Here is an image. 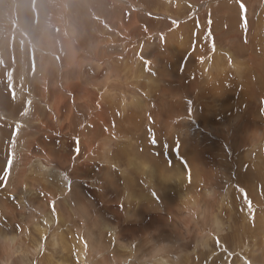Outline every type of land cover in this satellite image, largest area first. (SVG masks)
<instances>
[{
  "label": "rangeland",
  "instance_id": "1",
  "mask_svg": "<svg viewBox=\"0 0 264 264\" xmlns=\"http://www.w3.org/2000/svg\"><path fill=\"white\" fill-rule=\"evenodd\" d=\"M159 1L158 0H128L127 2L125 0H36V6H40L41 7L40 9L42 11L41 15L38 18L39 20H42L43 19L42 17L47 15L48 10L50 8L54 9L55 13L58 16H60L62 6H71V11L68 9L66 14L71 15L73 17L72 21L76 24H79L81 28L84 29V31H81V34H82V39L85 41L86 45L83 46L81 50H78L77 52L79 55H82L88 58V63H86L87 61L85 60L81 61V63L83 62L81 67L84 66L86 75L92 81V82L86 81V83L87 82L88 83H87V86L85 87L89 89L92 88V90H94L96 87H101L102 89H104V91L106 90L110 92V94L107 95V99L110 102L109 105L105 104L102 101L103 107L108 112H110L109 114L113 112L112 110L116 112L118 108H121L122 102L125 101L126 103H129L131 101L130 95L132 92L135 93L134 91H136V88L139 89V91L138 90L136 91V94L138 92L143 97L141 92H143L144 86L147 83V82L145 83V81L149 80L147 79L144 81L140 75H136V73L134 74L132 72L130 74L129 72H127L130 75V80L127 82V85L123 87L125 89H129L128 91L129 93L128 92L123 93L118 88V82L123 79L122 78L123 73L122 74L117 73L114 76L116 77V79H111L109 82L111 84H108L109 85V86L107 85L108 87L106 86L104 88L103 86H101V85H104L105 80L109 76L108 71L110 70L112 66L109 64V61L119 62L121 60L119 58L121 57V54L119 55L121 51V47H119L118 45L117 46L111 45V48H109L110 50L108 52V55L111 56V59H109L110 58L109 57L105 60L106 62H101L100 58L93 54L92 46L96 44L95 42L97 40L106 41L110 39V37L115 38L116 33H117L116 30L118 26L120 25V23L121 22L126 23V21L123 18L128 19L129 17L136 16L139 18V20H142L140 21V24H143L144 20H150V21L156 22L155 29H150L151 30L150 36H145V38L142 37L143 39L142 43L145 44V42L147 41L146 45L145 46H143V44L141 46H138V44L134 45L136 52H134L131 56L135 64L138 61L136 59V56H139V57L142 56V58H138L140 60L139 62L141 63L143 62L142 59L144 56H146L147 58V57H151L153 53L159 54L158 50L164 53L165 58L170 57L172 55L177 56V54L178 55L185 54L186 60L190 58L192 59L193 56H196L198 52L197 51L194 54L196 48H200V49H203L205 47L209 48V46L211 47V45H209L210 43L212 44H215V43L216 44H220V43L229 44L230 43L224 49L223 52L221 50L219 51L220 52L219 55L221 57H225L224 54H226L227 52H230L231 54H233V57H236V56L242 57V55L246 52V49L250 48V46L248 45H252V42L255 39V37H259L264 42V28L263 30L258 31L259 26L258 27L256 26L257 20H261L262 16L264 17V10H263L264 6H262L261 4H258L259 0H189V1L185 0L186 2L184 0L183 1L179 0V4L177 2L178 0H169L170 2H172V7L174 8H171L170 12H167V13H165V11L157 13L159 10V6L163 5L162 0H159ZM18 3H19V0H0V7L5 6L4 11L0 9V19H1L0 26L3 27L2 29L0 28V58H1L0 60H3L5 62V61H8L9 59H13L12 56L10 55L9 47L12 42V40L10 39L11 38L13 40L18 39L19 42H21L20 45L22 44L21 50L24 51L23 54H21L24 57V63L30 58L31 59L30 64H32L31 67H33L32 71L33 70L34 71L31 72L28 76L25 66H22V67L18 66L17 61L15 64L10 62L8 64V66L10 67L7 69V74L5 75V78H4V85L6 87V90L7 92H9L10 95H13L12 101H13L14 106L18 108V112L16 115H14L11 111L2 110V109L0 110V129L7 130L8 132L4 134L0 133V150L1 148L4 150L3 151V162L0 166V171L2 172L1 185H0V197L1 198L3 196L8 197L10 200L9 204L13 205L17 209L14 210L13 212L8 213L7 210H4L1 208L4 205V202L0 199V204L3 203V205L1 204L2 206L0 205L1 236L3 239V236L6 233L5 236L6 237L8 236L7 237L8 240L6 239L7 245L9 243V245H11L12 247H15L13 251H16V253H12L13 251L8 246H5L3 243H0V264H7V263L26 264V262L27 264L29 262L31 264H40V261L38 259L39 255L35 256V254H38L39 251L40 253L43 251L45 252L46 250H47L46 252L49 253V255H47L46 257V260L48 259L47 261H51L53 257L55 258L54 260H56L57 262L58 260H61L60 255L57 254L58 249L60 247L58 248V246H51V244L53 245L59 244L57 242H54V239L56 240L61 239V236H58L59 233L57 231L56 233H54V231H51L52 232L51 239L49 238L50 242H46L44 239L42 240V235H44L45 233L42 226L40 228H37V227L35 228L34 226V222H36L37 219L39 218L37 217L29 218L28 216L29 213L27 212V216H25L23 212V208L25 207L26 203L30 201L31 199L35 198L36 196L39 198L41 197L40 199H42L41 201H39V205H43L45 203L47 206L48 212H49L44 218V222H43L44 225L47 226L45 229V231L47 232L45 234L48 236L50 233L49 231L55 227V223L56 224L59 223L60 228H61V233L65 235H70L71 233H66L65 229L70 228L73 226V224H75L74 227H72L73 240L72 239L69 240L71 236H65L64 239L66 240V242L68 240L67 243L71 247V244L73 243L75 237L78 236L80 239L78 238L77 240H81L82 242H85L90 247L88 251H91L93 255H96L98 257L97 260H93V264H104L102 260L109 261L110 253L108 252V248L110 246L113 247L115 246V244L118 245L122 243L121 247L123 246L124 248H126L128 245L127 243L132 242V240H128L131 234L128 233L127 226L124 227V229L126 230H121V232L119 231L120 237L122 239L120 238L119 240L120 243L118 242L115 244L112 241L113 239L112 234H114V232L111 230L107 232V230L105 229V228L112 227V224H113L112 221H114L116 215H119V217L120 215H122L123 213L122 210H124V208L128 206L127 205L128 202L123 201L119 195V199H121L122 202L124 203V205L123 203H121L120 205L122 213L114 210L113 212H110L107 215V217L104 218V220L100 216L99 221L101 222V227H94V222L92 219L93 217H98L94 215V212L98 210L99 204H98V201L96 200V197L94 198V196L92 195L95 185L87 181V180L89 181H92V180L85 179V181L88 182L87 184H85L86 182L84 181L77 183L75 181H72L70 179V176H68L69 174L64 172L62 168H58L54 164L51 165V163L46 162L47 155H52V156L53 155H57V156L72 155L75 157H79L83 155L84 144L82 142L83 139L79 135L82 134V123H81L82 118L80 117L82 114H84V111H83L84 109H82L81 111L79 109L78 114H81V115H78L76 110L72 111L71 116L76 117L77 120L73 119L72 126H70L69 128H65L64 131H59L58 129V127L61 124V120H56L57 115L53 114V116H50L51 118L49 117L50 113H48L49 115H47L48 110H47V107L44 106L45 104L44 102L49 103V104L53 102L51 98L49 97H43V101H42L38 95V92H41V89L43 88L46 81L52 76L50 64L53 65V67L56 65L58 66V61L55 56H54L55 62L51 61V56L49 52L47 51L51 45H50V42L45 43L42 41L43 35L41 31L40 32L32 31V30L29 31L28 29H25L23 31L20 27L22 25L21 21L19 22L15 21V23H13L12 18L15 16L17 6H19ZM241 4H243L244 6L243 11L241 9ZM11 7L15 8L14 14L12 12ZM183 7L185 8V11L182 10ZM177 14H180L178 21L172 20V17H169V16H174ZM182 14H184L185 16L184 15L182 16ZM6 16L8 17L6 18ZM47 20L48 19H43L44 22ZM38 22L39 21H37V23ZM117 22L118 24H116ZM261 22H264V20L262 19L259 22L260 25H261ZM232 25L233 26L235 25L236 29L235 28L233 29V27H231ZM38 27H39L38 25H35L33 28L34 30H37ZM109 30L114 35H111V36L109 35L110 37L109 36L106 37V34L108 35ZM56 31H57V36H58L59 30L57 29ZM176 35H178L177 42H175L174 40ZM236 37H239V38H236ZM59 38H60L59 39L60 41L65 40L64 38H61V37ZM68 39L70 42L73 41L72 37ZM232 40L234 43L232 42ZM249 40H251V42ZM195 41L199 43L201 42V43L200 44L198 43L194 47H192ZM169 42H171L173 45L171 43L169 44ZM248 42L249 44H247ZM75 43H77V41ZM41 44L44 45L42 46V48L40 47ZM168 44L169 46H167ZM61 46H63V44ZM173 47H176L177 49ZM217 47L220 49L221 46L218 45ZM244 48H245V51H244ZM256 49L259 51V53L258 52L257 53L259 54L260 59H261V56L264 55V49L262 50V47L260 46L255 47V50ZM208 51H209L208 55L206 57H202V61L204 60L207 61L211 59V57L207 59L209 55H212L211 48H209ZM60 54L63 55L61 50H60ZM36 56L38 59H41L42 57L45 62H42L40 60L39 61L35 60ZM97 58L99 59L97 60ZM157 58H159V56H157ZM147 59L149 60V58ZM176 59L177 58H175L172 62V68L176 69L175 73L178 72L179 70L178 66H180L179 61ZM148 60H145V62H147ZM99 61L100 63H102V66H104L105 69L103 70L104 72L102 74L103 76L101 75V77L98 80L94 81L93 80L94 78L92 76H94L95 73L98 71L97 68L100 69L101 67V65L98 64ZM117 62H114L115 66L117 65L115 63ZM211 62L213 61H210V64ZM263 62H264V59H263ZM263 62L261 63L264 65ZM21 63H19V65ZM223 63L227 64L224 61L220 65H223ZM141 64L144 65V62ZM262 64L258 66V69H261L259 70V76L262 75L264 77L263 75L264 66H262ZM45 66L49 67L48 72L44 70ZM132 69L135 72L139 70L136 67ZM61 70H62V67H61ZM63 70L62 72H64ZM219 70H220L219 66H215V69L210 70L211 74L209 73V77H206V82H208L210 85L209 90L213 91L216 94L213 97L215 99H212L210 101H204L206 104L200 101L201 105L198 107V111L201 113L202 110L204 111L210 110V113L213 112V115H212L213 120L212 122H208L210 125L220 124V122H223L224 124H226L225 125L226 129L232 127L231 131H232L233 137H235V134L236 135L238 134L237 137L233 139L232 134L230 136L229 131L228 133L224 131L226 132V134H229L230 136V139H229L230 142H228L227 144L228 148H225V152H226V149H228L232 153V158L235 157L232 160H233V165L236 168V172H235L236 175L234 173H231L229 170L222 172V169L224 168L218 169L217 170L218 177L216 178L220 179V180L218 179L220 184L216 186L217 188L215 189L210 188L208 189V191H206V188L203 187V189H200L199 194L204 193L205 197L207 198H209L210 196L215 198V195H216L215 190L217 194L220 193L219 188H221V191L224 190V194H226L227 189L229 190V193H228L229 196L222 195L221 201L223 202V205L218 206L216 209V212L220 216H222L224 222L220 223V225H217L216 223H209L208 225L209 230H205L203 232V236L201 237V239L197 240V242L196 241L190 242L192 238H188L189 240H187V237L185 238L186 242H181V241L174 240V239L172 240L166 239L162 242V245L160 246L158 245V247H160L161 249L160 248L158 249L157 247L156 250L157 251L159 250L158 252L160 254L154 257H150L149 255L146 257H143L147 253H144L138 256L139 255L138 247H140L141 243H145L144 242L145 240H143L144 238L142 236H139L140 244L138 243L135 245V240H134L132 242L130 252L125 250V252L129 254L125 258L131 257L133 254L136 253V256L133 257L135 261L134 262L127 261V263H122V264H140L141 258L144 259L143 261H148V264H202L203 262H204L203 264H210V263L220 264V262L221 264H264V141L260 142V141H254L253 139H248L250 136H254L255 133H252L251 135L250 134L245 135L241 133L244 130L245 126L249 123V114H250L249 112L251 111H249L246 106L256 105L255 106L256 109H254L255 112H252L253 116H252L251 121H253V124L256 127V129L259 130L258 133H260L261 138L264 139V132H260L264 130V100H263L264 98H258V101L254 100L255 98L251 94L252 91L248 89L249 85L251 84V73L245 64H244V67H241L238 71L234 70V68H230L229 70H226V72H218ZM237 73H240V75H238ZM87 76L83 74V77H87ZM133 78L135 81H133ZM151 79L156 81L157 78L155 76H151ZM36 80H42V83L37 84L35 83ZM262 80L264 81V79ZM149 82L151 81L149 80ZM138 83H140V85H138ZM97 84H100V85H97ZM135 85L138 87H136ZM156 85L154 87H156ZM59 86L62 87L63 84H60ZM63 88L65 89V87ZM63 88L61 89V91L64 93L65 90ZM176 88L177 87L175 86L174 89L172 90H177ZM113 90L116 93H113L112 92ZM118 91H120V93ZM96 92H99V90H96ZM155 92L156 91L152 92L151 97L156 98L154 96ZM71 95L76 97L74 94H71ZM71 95L68 94L66 96L71 97ZM114 98L115 100L117 98L118 102L117 100L115 101ZM111 103H112V106H111ZM73 105L76 106L77 104L74 103ZM110 108H112V110H110ZM161 108L159 109V112L161 111ZM245 109H247L248 112L243 113ZM142 113L144 114V112ZM51 115H52V111H51ZM151 115H152L151 111L145 112V115L142 117V121L138 123L140 127L138 131H136L135 135L130 134L128 127H127V130H125L123 134H118L116 133L114 128L112 129V131H115L117 138L111 139V142H110L112 144L111 150L109 153L108 151L106 152L109 154V155L107 154L108 159L110 158L109 163L107 164L106 167H108L109 170L111 168V170L114 172V175L118 178H121V180L119 179L120 182H117L114 184V187L117 189L118 194H119V188L120 189L124 188L122 185V181H123L122 178L124 177V175L127 174L126 176L128 177L130 176V172H131L132 174L131 176L135 178V176L137 177V173L140 174L141 172L140 168L141 169L144 168L145 170H149L150 168L155 169V170L157 169V171H158V167L161 170L163 169L162 173H160V176H162V174L166 172L165 173L166 177L163 178L164 183H166L164 187L169 188L168 189L169 191L165 190V193H164V190L162 191L161 187H158L157 194L159 193L166 194L168 197L166 198V200H169V201L174 200L175 202L176 200H178V198L182 199L183 197H186V195H192L195 193V190L193 189L195 186L186 188L185 192H183L182 194L179 193V189L177 190L176 189L177 186H175L176 180L178 181L181 177L180 174L182 170L185 169V173L187 172L186 173L187 175L186 183H184L182 186L188 183H192L190 182L192 178L190 171H192L194 175H196V172H198L195 168L196 167L195 163L191 164L190 162L182 159V154H181V151H182L181 144L184 143V145L187 148L188 147L191 148L193 145H191L192 142L188 143L181 136L182 134L180 132H176V131L172 132V130L164 131V129L160 130L161 128L158 127L159 133H157L155 128H151L149 126L150 124L155 126V123L153 122L154 120ZM200 115H198V120H200L201 118ZM132 117L133 116H131L130 118ZM71 120L72 119H70V121ZM42 122L45 123L43 127L41 126ZM126 123L129 127L132 126V124H129L128 119ZM134 124L137 125V122ZM84 125L87 126V122ZM62 126H63V121H62ZM52 130H56L57 133H52L51 132ZM76 130L79 132L78 135H77ZM188 130L190 129L188 128ZM48 135H51V137L55 140V143L61 142L62 145L54 144L53 139L48 140ZM195 135L197 137L200 134H196L195 132ZM222 136H226V135H220V138ZM244 137H247V138H244ZM5 138L7 140L6 144H4ZM153 138L156 139L155 144L152 143ZM170 138H172V140H170ZM47 140L50 141L51 144H49L48 142H45ZM131 142L132 143L135 142V145L137 143L138 148L141 150V151L140 150L138 151L137 149L138 151L137 154L135 153L134 155L133 153V156L130 154L132 152L131 151L132 149H129L128 154L126 153L128 151L125 145L127 144V147L131 148L133 145ZM197 142L198 141H195V143ZM128 145L131 147H129ZM248 147L251 148V150H249ZM138 153L141 154L143 157L139 156ZM225 155H228V152H226ZM133 157L135 159H133ZM128 158H130V160H128ZM156 158L157 160H155ZM142 159H145L143 160L144 163L141 161ZM152 159H154L156 163ZM217 159H218L217 164L219 166L221 163H223L222 158L220 159L217 158ZM9 160H11L10 169H8ZM186 162H188V164H186ZM134 163L136 164L134 165ZM111 164L112 166H110ZM149 164L151 165V167H149ZM130 165H133V167H128ZM100 166L105 168L101 164ZM155 166H158V167H155ZM186 166H188L189 169ZM133 168H136V169H133ZM131 169L133 171H131ZM31 170H33V172H30ZM135 172L136 174L133 175V173ZM218 172H220L219 174L221 175H219ZM226 173H229V174H226ZM80 174H81L80 177L76 176L75 174L73 175L74 177L81 178V179L86 176H92V174H89V175L82 174V173ZM25 175L27 176L28 181L30 178L33 181L37 180V183L35 185L36 187H33V189H36L37 191L32 194L30 190L29 197L27 198L26 202L23 203L22 202L23 199L20 197V193H21L20 190H21L23 183L19 182L17 184L16 182H18L19 179H22L23 177H25ZM70 175H71V172H70ZM73 175H71V177H73ZM174 175L176 176L173 177ZM226 175L227 176L229 175L237 176L238 175V179L236 178L233 180L229 178L230 180H226ZM227 182L229 183L227 184ZM95 183L96 181H94V184ZM142 184H143L142 182H139L137 184V188L134 187V184L129 185V187L136 195L138 194L137 198H142V196L144 198L145 197L148 198L147 196H148V193L151 192V188L148 187L147 185L146 186L144 185L145 187H143ZM146 187L149 189V192H147L148 189ZM47 188L49 190L48 192H47ZM171 189L172 191H170ZM90 199L92 200L90 201ZM155 203L158 206V208L161 210L157 209V206L154 205ZM154 204L152 206L154 207L157 213L153 211L151 213L152 215L153 214L160 215L161 213V216H167L168 218L170 217L169 212L161 206L162 204H160L159 201H155ZM122 205H123V208H122ZM144 205L147 206V204H144ZM90 206L91 207L95 206V208L90 209ZM116 206H117L116 204H111L108 206V208H110L111 210L112 208H115ZM208 209L209 208L206 207L205 211L202 212L203 217L207 215V213L205 212H207ZM89 213H93V215L89 217ZM138 216L142 217L141 215H138ZM138 216L137 218H135L136 221L135 222L133 221L130 224H132L133 226H137L138 224L137 220H139L138 222L142 220L141 218H140L141 220L138 219ZM68 217L70 218L71 223H68L67 221L63 220V218L67 220ZM27 218L30 221H27ZM106 219H108V221ZM91 223H93V225H91ZM160 224L162 226L164 225L163 222L158 221V223H156L157 227H160L161 226ZM192 229L195 230V227L192 226ZM185 232H186V229H185ZM16 234H17V237L15 238ZM168 235L170 234L167 233V236ZM13 237L14 239H12ZM46 238L47 237H45V239ZM10 240H11V243H10ZM238 241L241 242L243 247L241 246V244H239L240 242ZM92 242H93V245H92ZM123 243L125 244L123 245ZM80 244L78 243V245ZM155 244L156 243L153 242L150 244H146L145 246L146 248L151 250V248H153ZM92 246H94L95 248H99V249L103 248L105 250H106L105 247L109 246L106 250L107 251L106 256H105L106 251L102 253L97 251L96 253V251L92 249ZM182 247H185L186 249L185 248L183 249ZM230 247H233V248H230ZM234 248L236 250H234ZM115 249L117 248L113 247L112 251L113 250L115 251ZM140 250H144V248L140 247ZM149 250H145V251L148 252ZM30 251H32L34 255L31 256ZM123 251L124 249L123 250L119 249L117 251L116 256L121 257L122 255H124ZM76 253H78V251ZM200 253H204L206 256H200ZM244 254H247V255H244ZM22 256H24L26 259L24 257L23 259ZM198 256H200L202 259ZM74 259L75 257L73 258V261ZM233 259L234 260L236 259L237 263L234 262ZM22 260H25V261H22ZM68 260L69 262L71 261L70 259ZM75 260H76L75 261L76 263L74 262L75 264H78V263L82 264L79 259L77 260L76 258ZM99 260H100V263L97 262ZM114 260L116 262H112L111 260L110 263L111 264L118 263L116 257ZM51 262H53V260ZM87 263L88 261L86 258L84 264H87Z\"/></svg>",
  "mask_w": 264,
  "mask_h": 264
},
{
  "label": "bare ground",
  "instance_id": "2",
  "mask_svg": "<svg viewBox=\"0 0 264 264\" xmlns=\"http://www.w3.org/2000/svg\"><path fill=\"white\" fill-rule=\"evenodd\" d=\"M125 1L128 2V0H125ZM162 2H163V5L159 6V10L157 13H160L162 11H165V13H167V12H170L171 8H174V7H172V2H170L169 0L168 1L162 0ZM177 2L179 4V0ZM18 4H19V6H17V8H16L17 10L15 13V16L12 18L13 23H15V21L16 22L21 21L22 25L20 27L23 31L25 29H28L29 31L32 30V31H37V32L41 31V33L43 35L42 41L45 43L50 42L51 46L48 48L47 51L49 52V54L51 56V61L55 62L54 56L57 58V61H58V66L56 65L53 67V65L50 64L52 76H51V78H49L46 81L43 88L41 89V92H38V95L42 101H43V97H49V98H51V100L53 102L50 104L44 102L45 103L44 106H46L47 110H48L47 115H49L48 113H50L49 117L53 116V114L57 115L56 120H61V124L58 127V129H59V131H64L65 128H69L70 126H72L73 119L77 120L76 117L71 116L72 111L76 110V112L78 114L79 109H80V111L82 109H84L83 110L84 114H82V115L78 114V115H81L80 118H82L81 119L82 134L79 136L83 139L82 140V142L84 144L83 155L79 156V157H75L72 155H60V156L47 155L46 156V162L51 163V165L54 164L58 168H62V170H64V172L69 174L68 176H70V179L72 181H75L77 183L84 181V182H86L85 184H87L88 182H91L93 185H95V188L93 190V194L92 193L91 194L94 196V198L96 197V200L98 201V204H99V208L97 211L94 212V215L98 216V217H93V219H92L94 222V227H101V222L99 221L100 216L104 220V218H106L107 215L110 212H113L114 210H116L117 212H121L120 205H121V203H123L122 200L125 202H128L127 205L129 207L127 206L128 208L127 207L124 208V210H122L123 213L121 212L122 215H120V217H119V215H116L114 221H112L114 225L112 224V227L105 228V229L107 230V232H109L110 230L114 232V234H112V233L111 234L113 235L112 241L115 244V243H118L120 238H121L120 237L121 230H126V229H124V227L127 226L128 227V233L131 234L130 237L128 238V240H132V242L135 240V245L140 242L139 236H142L144 238L143 240H145L144 241L145 243H141V244L139 243L140 247L144 248V250H140V247H138L139 248L138 249L139 250L138 256H140L144 253H147L143 257H146L148 255L150 257H154V256L160 254L158 252L159 250L157 251L156 248L158 247V245L159 246L162 245V242L164 240L174 239V240H178L181 242H186L185 238L187 237V240H189L188 238H192V240L190 242H193V241L197 242V240L201 239V237L203 236V232L205 230H209L208 229L209 223H216L217 225H220V223L224 222L222 216H220L216 212V209L218 206L223 205V202L221 201L222 195H225V196L228 195L229 196V194H228L229 190L227 189L226 194H224V190L221 191V188H219L220 193H218V194L216 193V190H215V194H216L215 198H213L212 196L207 198V197H205L204 193H201V194H199V193H200V189H203V187L206 188V191H208V189H210V188H213V189L217 188L216 186H218V184H220L219 183L220 179L216 178V177H218L217 176V170L218 169L224 168V169H222V172L229 170L231 173L235 174L236 168L233 165V160H232L235 157L232 158V153L228 149H226V152H228V155H225V153H226L225 148H228L227 144H228V142H230L229 139H230V136L232 134V131H231L232 127L226 129V126H225L226 124H224L223 122H220V124L210 125L208 122H212L213 112L210 113V110H205V111L202 110V112H201L202 114H201L198 111V107L201 105L200 101H202L204 104H206L204 101H210L212 99H215L213 97L216 94L213 91L209 90L210 85L208 82H206V77H209V73L211 74L210 70L215 69V66H219L220 70L218 72H226V70H229L230 68H234V70L238 71L241 67H244V64H245L251 73V84L249 85L248 89H250L252 91L251 94L254 96V98H255L254 100L258 101V98H264V81L262 80V79H264V77L262 75L259 76V70H261V69H258V66L262 64L261 62H263V59H264L263 56L264 55L261 56V59H260V56L258 54L259 51L257 49L255 50V47H257V46L262 47V50H263L264 49V42L259 37H255V39L252 42V45H248V46H250V48L246 49V52L242 55V57H239V56L233 57V54H231L230 52H227L226 54H224L225 57H221L219 55L220 54L219 51L221 50L223 52L224 49L230 43L229 44L228 43L216 44L214 41L215 44H212V43L209 44L208 43L209 45H211V47L209 46V48H211V50H212V55H209L207 57V59H209L211 57V59H209L207 61H205L204 59H203L204 61H202V57H206L209 53V51H208L209 48L205 47L203 49L196 48L195 52H194V54H195L198 51L196 56H193L192 59L190 58L188 60H186L185 54L184 55H182V54L178 55L177 54V56L172 55L170 57L165 58L164 53H162L160 50H158L159 54L153 53V55L151 57H147V58H149V60L143 54L144 57H143L142 61L144 62V65L141 64L143 62L140 63L139 62L140 60L138 59V58H142V56L141 57L136 56V59L138 61L135 64L133 59H132V56H131L134 52H136L134 45L135 44H138V46H141L142 44H143V46L146 45L147 41L145 42V44L142 43V41H143L142 37L145 38V36H150V32H151L150 29H155L156 22H153L150 20H144L143 21L144 23L140 24V21H142V20H139V18L136 16L129 17L128 19L123 18L126 21V23L121 22L119 26L117 25L118 28L116 30L117 33H116L115 38L110 37L111 35H114L110 32V30H111L110 29L108 32V35L106 34V37L110 35L109 36L110 39H108L106 41L105 40H97L95 42L96 44L92 46L93 47V54L95 56L99 57L101 62H106L105 60L109 57H110L109 59H111V56L108 55V52L110 50L109 48H111V45H115V46L118 45L119 47H121V51L119 53V55L121 54V57L118 56L121 59L120 60L121 62L119 60H118L119 62L114 61V62H117V63H115V64H117L115 66L113 61H109V64L112 65L110 70L108 71L109 76L105 80L104 85H101V86H103L105 88L108 84H111V83H109L111 79H116V77H114V76L117 73H121V74L123 73V77H122L123 79L118 82V88L123 93L128 92L129 89H125L123 87V86H126L127 82L130 80V75L127 72H129L130 74H131V72L134 74L136 73V75H140L144 81L149 79L151 82H149V80L145 81V83L146 82L147 83L144 86L143 92H141L143 97L138 92L136 94V91L137 90L139 91V89L136 88V91H134L135 93L132 92L130 95L131 101L129 103H126L125 101L124 102L121 101L122 102V103L120 102L121 108H118V110L116 112L114 110H112V108H110V110H112L113 112L111 114H109L110 112H108L103 107L102 101L105 104L109 105L110 102L107 99V95L110 94V92L106 91V90L104 91V89H102L101 87H96L94 90H92V88L89 89V88L85 87V86H87V83H88V82L86 83V81H90V82H92V81L86 75L84 66L81 67V65L83 63V62L81 63V61L85 60V61H87L86 63H88V58L85 56L79 55L77 52L78 50H81V48L83 46L86 45L85 41L82 39V34H81V31H84V29H82L79 24H76L72 21L73 17L71 15L66 14L68 9L71 11V6H62L60 16H58L55 13L54 9L50 8L48 10L47 15L42 17L43 19H48L47 21L44 22L43 19L42 20L38 19L39 16L41 15L42 11L40 9L41 8L40 6H36V0H19ZM258 4H261L262 6H264V0H259ZM0 9L4 11L5 6L0 7ZM11 9H12V12L14 14L15 8L11 7ZM64 10H65V12H64ZM182 10L185 11V8L183 7ZM263 10H264V7H263ZM168 14H170V13H168ZM183 15L184 14H182V16ZM179 16H180V14H177L174 16H169V17H172V20L178 21ZM7 17L8 16H6V18ZM261 18L264 20L263 16ZM261 20H257V22H256V24H257L256 26L257 27L259 26L258 31H261L264 28V22H261V25L259 24V22ZM37 21H39V22L37 23ZM116 24H118V22ZM170 24H171V22H170ZM35 25L39 26L37 30H34V28H33ZM234 26L232 25L231 27H233V29L234 28L236 29V26L235 27ZM0 28L2 29L3 27L0 26ZM21 29H19V30H21ZM57 29L59 30L58 36H57V31H56ZM59 37L64 38L65 40L60 41ZM70 37H72L73 43L69 41L68 38H70ZM177 38H178V35H176L174 38L175 42H177ZM236 38H239V37H236ZM10 40H12L10 47H9L10 48V55L12 56L13 59H9L8 61H5V62L3 60H0V110L2 109V110L11 111L14 115H16L18 112V108H16L13 104V101H12L13 95H10L9 92H7L6 87L4 85L5 75L7 74V69L10 67V66H8V64L10 62L15 64L17 61L18 66H21V67L25 66L28 76L34 70L32 71L33 67H31L32 64H30L31 63L30 58H29V60H27L24 63V57L21 55L24 52L23 50H21V47H22V44L20 45L21 42H19L18 39L13 40L11 38ZM76 41H77V43H75ZM209 41H211V40H209ZM223 41H225V40H223ZM249 41L251 42V40H249ZM61 42H62L63 46H61L62 45ZM139 42H141V43H139ZM232 42H233V40H232ZM170 43L171 42H169V44ZM198 43L199 42L195 41V43L193 44L192 47H194ZM169 44L167 46H169ZM247 44H249V42ZM218 45L221 46L220 49L217 47ZM42 46H44V45L41 44L40 47L42 48ZM64 46L66 47V49ZM192 47H190V48H192ZM167 48H169V47H167ZM173 48H176V47H173ZM119 49H118V51H119ZM161 49H162V47H161ZM228 49H229V47H228ZM60 50L63 53V55L60 54ZM244 51H245V48H244ZM115 53H116V51H115ZM261 54H263V53H261ZM157 56H159V58H157ZM231 57H233V58H231ZM99 58H97V60ZM175 58H177L176 60H178L180 63V66H178L179 70L176 73H175L176 69L172 68V62ZM238 59H240V60H238ZM35 60H38V61L40 60L42 62H45L42 57H41V59H38L36 56ZM145 60H148V61L145 62ZM21 61H22V63H21ZM100 61L98 62V64H100L101 67L99 66L100 69L97 68L98 71L95 73L94 76H92L94 79L90 76L94 81L98 80L101 77V75L104 73L103 70L105 69V67L102 66V63H100ZM210 61H213V62H211V64H210ZM224 61L227 64L223 63V65H220ZM19 63H21V64L19 65ZM262 66H264V65L262 64ZM61 67H62V70L65 69V70H63L64 72H62ZM134 67L138 68L139 70L135 72L132 69ZM45 68H44V70L46 72H48L49 67L45 66ZM83 74L87 77H83ZM237 74L240 75V73H237ZM151 76H155L157 78L156 81L152 80L153 78L151 79ZM133 81H135L134 78H133ZM35 83L41 84L42 80H36ZM60 84H63V86L62 87L59 86ZM154 84L155 85L157 84L156 87H154L155 86ZM97 85H100V84H97ZM136 85H137V83H136ZM138 85H140V83H138ZM175 86L177 87L176 88L177 90H172V89H174ZM63 87H65V89ZM136 87H138V86H136ZM62 88L65 90L64 93L61 91ZM110 88H111V86H110ZM89 90H91V91H89ZM96 90H99V92H96ZM111 90H112V88H111ZM151 90H152V92L156 91L155 95H154L156 98L151 97V95H152ZM120 91H118V92L120 93ZM112 92L116 93L114 90ZM68 94H70V95L74 94L76 97H74L73 95H71V97H67L66 95H68ZM148 96H150V97H148ZM119 99H120V97H119ZM114 100H115V98H114ZM116 100L118 102L117 98H116ZM74 103H76L77 105L74 106L73 105ZM111 106H112V103H111ZM255 106L254 105L246 106L247 109L249 111H251V112H249L250 113L249 114V123L245 126L244 130L241 133L245 134V135H248V134L251 135L252 133H255L254 136H250L248 139H253L254 141L262 142V141H264V139L261 138L260 133H258L259 130L256 129V127L253 124V121H251L252 116H253L252 112H255L254 109H256ZM160 108H161V111L159 112ZM163 108L164 109L166 108V109L164 110ZM247 109H245L243 113L248 112ZM51 111H52V115H51ZM126 111H128V112H126ZM149 111L152 112L151 116L154 120L153 122L155 123L156 127L154 125H151V124L149 126L151 128H155L157 133H159L158 127L161 128L160 130L164 129V131L165 130H172V132H174V131L180 132L182 134L181 136L188 143L192 142L191 145H193L191 148L190 147L187 148L184 145V143L181 144V148H182L181 154H182V159L190 162L191 164L195 163V165H196L195 168L198 172H196V175H194L192 173V171L189 170L191 177H192L190 182H192V183H188V184H185L184 186H182L184 183H186V178H187V175H186L187 172L185 173V169L182 167L184 170H182V172L180 174L181 175L180 179L178 181L176 180L175 186H177V188H176L177 190L179 189L180 194L185 192L186 188L195 186L193 188L195 190V193L192 195H186V197H183L182 199L177 197L178 200H176L175 202H174V200L173 201L166 200V198H168L166 194H163V193L157 194L158 187H161V190L162 191L164 190V193H165V190L169 191L168 190L169 188L164 187L166 185V183H164L163 178L166 177L165 176L166 172L164 174H162V176H160V173H162L163 169L161 170L158 166H155V167H158V171H157V169L155 170V169L150 168L149 170H145L144 168L143 169L140 168V171H141L140 174L137 173L138 178L136 176H135V178L133 176H131L132 175L131 172H130V176H128V177L126 176L127 174L124 175V177L122 178L123 179L122 185L124 188L123 189L119 188V194H118L117 189L114 187V184L117 182H120L121 178L116 177L114 175V172L111 170V168L109 170V168L106 167L107 164L109 163V159H110V158L108 159V155H109L108 153L110 152L111 147H112V144L110 143L111 139L117 138L115 131L118 134H123L124 131L127 130V127H128L130 134L135 135L136 131H138V129L140 127V125H138V123H140L142 121V117L145 115V112H149ZM142 112H144V114ZM198 115L201 116L200 120H198ZM131 116H133V117L130 118ZM70 119H72V120L70 121ZM127 119L129 120V124H132L131 127H129L127 125V123H126ZM62 121H63V126H62ZM86 122H87V126L84 125V124H86ZM136 122H137V125L134 124ZM44 125H45V123L42 122L41 126L43 127ZM79 125H78V127H79ZM113 128L115 129V131H112ZM188 128L190 130H188ZM78 131H77V135L79 133ZM224 131H226L227 133L229 131L230 136H229V134H226V132H224ZM51 132L57 133L56 130H52ZM195 132H196V134H200V135H198L196 137ZM260 132H264V130H262ZM0 133L4 134V133H8V132H7V130L0 129ZM130 134H128V135H130ZM220 135H226V136H222L224 138H222V137L220 138ZM237 135L235 134V137H237ZM235 137H233V134H232V138L234 139ZM244 138H247V137H244ZM51 139H53L51 137V135H48V140H51ZM48 140L45 142H48L49 144H51L50 141H48ZM170 140H172V138H170ZM195 141H198V142L195 143ZM123 142H125V141H123ZM6 143H7V140L5 138L4 144H6ZM53 143L58 144V145H62L61 142L55 143L54 139H53ZM132 144H133L132 147L128 145L131 148H128L127 144L125 146H126V149L128 151L126 153L128 154L129 149H132L131 150L132 152L130 154L133 156V153H134V155H135V153L137 154V152L140 149L138 148L137 143H136V145H135V142ZM249 144H250V142H249ZM243 145H245V144H243ZM238 146H240V145H238ZM181 148H180V150H181ZM137 149H138V151H137ZM248 149L251 150V148H249V147H248ZM245 150H247V149H245ZM3 151L4 150L1 148V150H0V166L3 162ZM107 151H108V153H106ZM143 152H141V153H143ZM146 153H147V151H146ZM169 154H171V153H169ZM111 155H110V157H111ZM138 155L142 156L139 153H138ZM162 155H164V154H162ZM118 156H120V155H118ZM127 156H125V157H127ZM246 156H248V155H246ZM125 157H124V159H125ZM39 158H41V157H39ZM217 158H219V159L222 158L223 163L220 162L221 164L219 166L217 164V160H218ZM41 159H43V158H41ZM133 159H135V158L133 157ZM128 160H130V158H128ZM143 160H145V159L141 160L144 163ZM152 160L154 161V159H152ZM155 160H157V158ZM226 160H227V162H226ZM148 161H150V160H148ZM131 162H132V160H131ZM188 162H186V164H188ZM127 163H128V161H127ZM136 163H134V165ZM100 164L102 166H104L105 168L101 167ZM110 166H112V164ZM128 167H133V165H130ZM143 167H144V165H143ZM149 167H151L150 164H149ZM186 167L189 169L188 166H186ZM147 168H148V166H147ZM133 169H136V168H133ZM131 171H133V170L131 169ZM176 171H178V170H176ZM30 172H33V170H31ZM70 172H71V175L75 174L76 176H79V177L81 176L80 173L86 174V175L92 174V176H86V177L81 179V178L74 177V175H73V177H71ZM167 172H168V170H167ZM49 173H51V172H49ZM219 173L220 172H218V174ZM1 174H2V172L0 171V185H1ZM135 174H136V172L133 173V175H135ZM226 174H229V173H226ZM219 175H221V174H219ZM175 176L176 175H174L173 177H175ZM229 178L233 179V180L236 178L238 179V175L237 176H233V175L227 176L226 175V180H230ZM85 179H91L92 181L87 180L88 181L87 182V181H85ZM94 181H96L95 184H94ZM19 182L23 183L21 190H20V192H21L20 197L23 199L22 202L25 203L27 198L29 197L30 190H31L32 194L37 191L36 189H33V187H36L35 185L37 183V180L33 181L30 178L28 181L27 176L25 175V177H23L22 179H19V181L16 183L18 184ZM139 182L143 183L142 184L143 187H145L147 185L148 187L151 188V192L148 193V196H147L148 198H146V197L144 198L143 196H142V198H137L138 194L136 195L130 189L129 185L134 184V187L137 188V184ZM228 183L229 182H227V184ZM29 184H30V186H29ZM196 189H197V191H196ZM48 191L49 190L47 188V192ZM162 191H160V192H162ZM170 191H172V189ZM147 192H149V189ZM154 192L156 193L157 198H155L153 196ZM173 192H174V190H173ZM119 195H120L122 200L119 199ZM40 198L36 196L35 198L28 201L26 203L25 207L23 208V212H24L25 216H27V212H28L29 218H35V217L39 218V219H37L36 222H34V226H35V228L36 227L40 228L42 226L44 232L46 233L47 231H45V229L47 226H45L43 222H44V218L46 217V215L49 212H48V209H47V206L45 203L43 205H39V201L42 200ZM0 199L4 202V205H3V203H1L3 206L0 204L2 206L1 208L4 210H7L8 213L13 212L14 210L17 209L13 205L9 204L10 200L8 197L3 196L2 198L0 197ZM91 200L92 199H90V201ZM155 201H159V203L162 204L161 206L169 212V214H170L169 218L167 216H161V213H160V215H158V214L152 215L151 214L153 211L156 212L154 207L152 206ZM111 204H116L117 206L110 210V208H108V206ZM144 204H147V206H145ZM123 205H124V203H123ZM123 205H122V208H123ZM154 205L157 206L156 203ZM198 206H199V208H198ZM206 207H208L209 209L207 212H205V213H207V215L205 217H203L202 212L205 211ZM93 208H95V206L94 207L90 206V209H93ZM202 208H204V209H202ZM157 209H159L158 206H157ZM159 210H161V209H159ZM184 210H185V212H184ZM93 211H91V212H93ZM117 212H116V214H117ZM161 212H163V211H161ZM183 212H184V214H183ZM164 213H162V214H164ZM213 214H214V216H213ZM92 215H93V213H89V217ZM138 215H141L142 217H139ZM137 216H138V219L141 218L142 220L140 219L141 220L140 222H138L139 220H137V223H138V224L136 223L137 226H133L130 223L133 221L135 222L136 221L135 218H137ZM63 220L67 221L68 223H71L69 217L67 220L65 218H63ZM106 220L108 221V219H106ZM27 221H30V220L27 218ZM158 221L163 222L164 227L161 225L162 223L160 224L161 225L160 227H157L156 223H158ZM74 225L75 224H73L72 227H74ZM91 225H93V223H91ZM192 226L195 227V230L192 229ZM72 227L65 229L66 233H71L70 235H65V234L61 233V228H60L59 223H57V224L55 223V227L52 228L51 230L48 229V230H50L49 231L50 233L48 236L43 232L44 235H42V240L44 239L46 242H50L49 238L51 239V234H52L51 231H54V233H56V231H57L59 233L58 236H61L60 240L54 239V242H57L60 245L59 244H57V245L51 244V246H58V248L60 247L59 249L57 247L56 248L58 249L57 254L60 255L61 260H58V262H57L56 260H54L55 258L53 257V259H52L53 262H51L52 260L47 261L48 259L46 260V257H47V255H49V253L46 252L47 250L45 252L43 250H41L43 252L40 253V251H39L38 254H35V256L39 255L38 259L40 261V264H75L76 258H77V260L79 259L82 264L85 263L86 258L88 261L87 264H93V260L98 259V257L96 255H93L91 251H88L90 249V247L85 242H82L81 240H77L79 238L78 236L75 237L73 243L71 244V247L69 246V244L67 243L68 240L66 242L64 237L65 236H71L69 238V240H71V239L73 240ZM184 228L186 229V232H185ZM204 228H206V229H204ZM168 229H170V230H168ZM167 233H169L170 235L167 236ZM2 235H3V233H2ZM5 235H6V233H5ZM5 235L3 236V239H2L1 231H0V243H3L5 246H8L13 251L15 247H12L11 245H9V243L7 245V240H8L7 237L8 236L6 237ZM112 235H111V237H112ZM16 237H17V234H16L15 238ZM45 237H47V238L45 239ZM12 239H14V237ZM238 239H240V238H238ZM132 242L127 243L128 245L126 248H124L123 246L121 247L122 243H120V242H119L120 244H118V245L115 244V246H113V247L117 248V249H115V251L114 250L112 251L113 247L108 246L109 247L108 248L106 246L105 248H106V250L108 248V252L110 253V256H109V261L108 260H102L103 263L104 264H108V263L111 264L110 263L111 260H112V262H116L114 260L115 257L117 258V261H118V263H116V264L127 263V261L134 262L135 259H133V257L136 256V253L133 254L132 256L130 255L131 257L125 258L127 255H129L128 253L125 252V250L130 252ZM153 242L156 244L154 245L153 248H151V250L146 248V246H145L146 244H150ZM238 242H240V241H238ZM10 243H11V240H10ZM38 243H40V242H38ZM78 243L79 244L81 243V244L78 245ZM222 243H223V241H222ZM124 244L125 243H123V245ZM235 244H237V243H235ZM239 244H241V242ZM92 245H93V242H92ZM195 245H196V243H195ZM186 246H187V244H186ZM238 246H240V245H238ZM241 246H242V244H241ZM159 248L160 247H158V249ZM182 248L184 249L185 247H182ZM230 248H233V247H230ZM92 249L94 251H96V253H97V251H99L101 253L106 251L103 248L99 249V248H95L94 246H92ZM119 249H121V250L124 249V251H123L124 255H122L123 257L122 256L121 257L116 256L117 251ZM145 250H149V251L146 252ZM234 250H236V249L234 248ZM239 250H237V251H239ZM77 251H78V253H76ZM12 253H16V251H13ZM106 254H107V251L105 252V256H106ZM185 254H183V255H185ZM30 255L32 256V255H34V253H32V251H30ZM244 255H247V254H244ZM200 256H206V255L204 253H200ZM200 256H198V257H200ZM227 256H229V255H227ZM23 257L24 256H22V258ZM74 257H75V259L73 261ZM210 258H211V256H210ZM214 258H215V256H214ZM68 259H70L71 261L69 262ZM143 260L144 259L141 258L140 264H148V261H143ZM225 260H226V258H225ZM228 260H229V258H228ZM22 261H25V260H22ZM29 261H30V259H29ZM42 261H44V262H42ZM97 262L100 263V260ZM234 262H236V259L234 260ZM7 264H10V263H7ZM26 264H27V262H26ZM220 264H221V262H220Z\"/></svg>",
  "mask_w": 264,
  "mask_h": 264
},
{
  "label": "snow or ice",
  "instance_id": "3",
  "mask_svg": "<svg viewBox=\"0 0 264 264\" xmlns=\"http://www.w3.org/2000/svg\"><path fill=\"white\" fill-rule=\"evenodd\" d=\"M241 9H242V11L244 10V6H243V4H241ZM245 22H246V21H245ZM29 103H30V102H29ZM152 143H153V144L156 143V139H155V138H153ZM10 165H11V160L8 161V169H10ZM153 196H154L155 198H157L155 192L153 193Z\"/></svg>",
  "mask_w": 264,
  "mask_h": 264
}]
</instances>
